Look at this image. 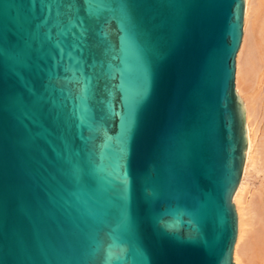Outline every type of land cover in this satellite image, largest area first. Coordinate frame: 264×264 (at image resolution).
<instances>
[{"label": "water", "instance_id": "water-1", "mask_svg": "<svg viewBox=\"0 0 264 264\" xmlns=\"http://www.w3.org/2000/svg\"><path fill=\"white\" fill-rule=\"evenodd\" d=\"M242 16L0 0V264H234Z\"/></svg>", "mask_w": 264, "mask_h": 264}, {"label": "bare ground", "instance_id": "bare-ground-1", "mask_svg": "<svg viewBox=\"0 0 264 264\" xmlns=\"http://www.w3.org/2000/svg\"><path fill=\"white\" fill-rule=\"evenodd\" d=\"M233 86L243 105L246 144L240 178L231 194L236 213L231 259L234 264H264V189L250 205L243 194L248 167L260 164L264 169V0H243Z\"/></svg>", "mask_w": 264, "mask_h": 264}, {"label": "rangeland", "instance_id": "rangeland-1", "mask_svg": "<svg viewBox=\"0 0 264 264\" xmlns=\"http://www.w3.org/2000/svg\"><path fill=\"white\" fill-rule=\"evenodd\" d=\"M260 168H261L260 164H256V167L249 166L246 171L243 194L245 193L244 201L247 203V205H250L249 202L251 201L252 202L257 201L264 189V169L263 168L260 169Z\"/></svg>", "mask_w": 264, "mask_h": 264}, {"label": "snow or ice", "instance_id": "snow-or-ice-1", "mask_svg": "<svg viewBox=\"0 0 264 264\" xmlns=\"http://www.w3.org/2000/svg\"><path fill=\"white\" fill-rule=\"evenodd\" d=\"M137 106H138V104L137 105H133L129 109V118H130V121H131L132 129H133L134 125H135Z\"/></svg>", "mask_w": 264, "mask_h": 264}]
</instances>
